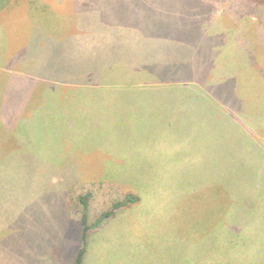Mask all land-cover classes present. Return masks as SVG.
Wrapping results in <instances>:
<instances>
[{
    "label": "crops",
    "instance_id": "1",
    "mask_svg": "<svg viewBox=\"0 0 264 264\" xmlns=\"http://www.w3.org/2000/svg\"><path fill=\"white\" fill-rule=\"evenodd\" d=\"M16 2L0 0V168L34 161L61 172L70 158L98 156L102 171L154 173L151 187L167 173L180 195L183 264H264V75L249 50L239 61L226 41L198 82L160 80L145 50L90 52L78 21H59L56 0ZM64 53L96 62L94 80L62 75ZM120 212L92 233L84 264H177L165 247L106 243Z\"/></svg>",
    "mask_w": 264,
    "mask_h": 264
},
{
    "label": "rangeland",
    "instance_id": "2",
    "mask_svg": "<svg viewBox=\"0 0 264 264\" xmlns=\"http://www.w3.org/2000/svg\"><path fill=\"white\" fill-rule=\"evenodd\" d=\"M22 1L17 0V5ZM56 2V15L64 13L59 21L65 25L68 15L77 20L78 40L81 41L79 36L89 35V51L95 54L99 51L118 58L140 48L155 55V47L161 49L179 41L189 52L200 48L198 55L207 59L206 69H210L221 46L231 41L234 44L228 53L240 61V50L245 46L264 75V6L248 0ZM43 17L57 20L51 12L43 13ZM62 31L65 33V29ZM63 60L62 75H72L80 82L94 80L96 62L89 57L70 60L64 53ZM200 67L204 69V63ZM147 175L152 176L149 181L142 179ZM0 177L6 182L0 186V264H41L43 260L45 264H73L80 247L84 211L78 198L93 193L89 218L94 223L114 202L137 191L141 203L122 209L121 216L106 226V243L158 247L159 251L165 247L170 260L183 264L181 232L175 226L178 218L174 215L181 211V202L176 204L180 195L171 188L173 182L167 173H158L157 187H151L154 173L102 171L101 159L92 156L89 160L70 158L61 172L50 171L34 161L4 163ZM151 193L154 204L147 200ZM127 226L136 227V238ZM146 236L149 241L145 242ZM39 250L47 251L44 259L36 256Z\"/></svg>",
    "mask_w": 264,
    "mask_h": 264
},
{
    "label": "trees",
    "instance_id": "3",
    "mask_svg": "<svg viewBox=\"0 0 264 264\" xmlns=\"http://www.w3.org/2000/svg\"><path fill=\"white\" fill-rule=\"evenodd\" d=\"M259 6H264V0H248ZM201 51L200 48L196 52H189L187 46L184 47L181 42H172L168 47L157 49L156 63L158 68L154 70L160 80H195L198 82L202 76H206L210 69H206L208 61L207 59H201L198 55ZM215 60L213 61L214 64ZM204 63L205 68L201 69L200 65ZM211 65V64H210ZM213 66V65H212ZM203 71V73H202ZM170 78V79H164ZM93 199V193L89 192L86 195L78 198L79 204L83 207V216L80 222L81 233L79 236L80 248L75 257L74 264H84L85 255L88 247V240L93 232L100 229L107 221L115 218L118 212L125 208H132L141 203V196L138 193H128L120 201L114 202L112 207L102 212L99 217L94 221L90 222L89 218V207L90 202Z\"/></svg>",
    "mask_w": 264,
    "mask_h": 264
}]
</instances>
